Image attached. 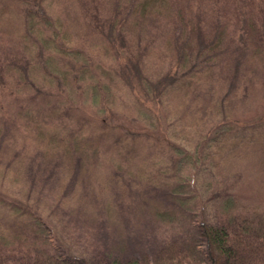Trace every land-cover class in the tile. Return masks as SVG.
Segmentation results:
<instances>
[{"label":"rangeland","instance_id":"obj_1","mask_svg":"<svg viewBox=\"0 0 264 264\" xmlns=\"http://www.w3.org/2000/svg\"><path fill=\"white\" fill-rule=\"evenodd\" d=\"M13 1L0 0V32L7 33L3 45L5 49L15 46L16 51L19 49L18 55L7 60L24 63L30 58L42 62L53 46L45 41L51 35L49 23L36 19L43 34L34 33L33 37L41 39H32L22 25L25 8H6ZM248 1H238L241 6L238 27L231 24L223 34L220 29L223 18L216 17L213 30L220 36H210L209 29L199 30L192 38L187 34L180 38L176 52L164 48L163 41L157 38L161 31H157L158 51L151 49L148 58L144 44L138 49L140 66L132 65L138 78L127 71L131 69L126 59L129 53L122 51L127 48L125 45L130 46L129 33L120 34L117 27L108 40L119 55L109 49L97 51L92 45L88 47L89 51L82 55L91 61L93 71L83 72V80L73 85L77 91H68L61 85L65 81L58 82L57 90L49 85L51 92L39 95L43 99L37 101L39 105L26 103L31 92L22 96L18 90L19 94H14L12 80L17 81L16 74L9 72L5 83L0 85V93L6 96L4 105L11 119L19 116L16 126L26 133L16 143H9L6 153L0 156V169L9 166V171L3 173L6 177H0V199L18 203L22 210L29 211L30 217V214L41 216V222L51 226L54 242L60 248L87 256L94 243L122 255L150 252L161 240L189 231L193 226L191 220L213 221L230 213H264V122L259 121L264 115V52L260 54L264 51V0H252L250 9ZM58 11L54 4L45 17L54 21L61 15ZM91 16L101 26L113 23L112 15ZM250 23H255V27L249 26ZM247 30L252 33L250 36ZM100 32L105 34L103 27ZM59 34L57 44L63 48L83 50L89 45L70 38L69 33ZM141 36L145 42L154 37L148 30ZM32 40L38 41L39 49ZM183 49L188 57L180 61ZM68 58L76 61L75 56ZM3 62L7 64L1 56L0 64ZM54 64L50 61L52 67ZM72 67L77 69V65ZM93 75L102 85L108 84L105 92L96 94L95 101L88 88L94 83ZM70 81L71 78H66L71 87ZM47 100L49 105L45 104ZM19 104L34 113L28 114V110L19 113ZM40 120L42 126L38 125ZM48 122H57L73 131L103 126L104 132L113 129L119 133H109L108 139L103 138L99 161L90 159L91 163L84 166L74 183L68 181L65 186L60 179L61 170L51 177L41 173L46 169L45 163L39 162L34 167L33 162L22 159L25 152L20 157L12 151L21 143H28L27 134L36 132H42L39 137L42 149L48 145L43 140L49 139L54 126ZM124 134H133V139L114 144L111 137ZM30 139V146H37L35 139ZM86 150L92 152L91 148ZM33 153H28V157L35 159L36 152ZM46 158L42 155V162ZM56 197L66 201L53 206ZM29 216L15 219L1 207L0 238L14 230L21 232L28 227L26 223L40 228Z\"/></svg>","mask_w":264,"mask_h":264},{"label":"trees","instance_id":"obj_2","mask_svg":"<svg viewBox=\"0 0 264 264\" xmlns=\"http://www.w3.org/2000/svg\"><path fill=\"white\" fill-rule=\"evenodd\" d=\"M238 1L35 0L30 2L28 0H15L11 4H6V8H19L20 6L25 8L22 25L26 33L30 34L32 39L40 40L41 38L38 36L33 37L32 34H43V32H39L41 30L39 28V26L41 27L40 22H36V19L41 20L42 18L49 23L51 31L49 32L51 34L50 37L46 38L47 40L45 41L53 46H51L50 51L45 55L42 62H35L27 58V62L12 63L7 59L11 55H18L19 49L16 51L17 46L7 48L12 50V52L5 49L3 40L6 39L7 33L1 31L0 57L3 56L7 64L4 62L0 64V85L5 83V77L9 76V72H14L17 81L12 80V84L15 86L12 90L13 93L19 94V90V92L23 93L22 96H24V94L30 91V96H32L26 98L25 102H31L34 105H39L40 102H37L39 100L43 101L39 95L47 93L49 90L47 86L50 85V89L57 90L59 87L58 82L62 83L65 81L61 85L65 86L68 91L72 89L77 91L73 88V85L79 84L78 82L79 79H82L83 72L91 73L93 71L91 61L85 59L86 57L82 55L83 53L86 54V51H89L88 47L92 45V49L95 48L97 51L99 48L104 50L109 49L115 53V56L119 55L118 51H113L114 47L111 46L108 40V35H114L116 27V31L120 34L129 33L130 46L125 45L127 48L122 49V51L127 52V54L129 53L126 59L131 63V69H128L130 67H125L131 73V77L138 78V74L132 69V65L137 66L136 68L140 66L138 49L144 44L146 50L145 56L149 58L148 52L156 46L155 35L157 31H161V36L157 37L159 42L163 41L164 48L168 50L172 49L173 52H176L175 47L180 43V38L185 37L187 34L192 38L196 36L199 30L209 29V35H215L213 22L217 19L216 17H219V19L223 18L220 29L225 34L231 24L239 26L238 20L240 18L241 6L238 4ZM250 3L252 4V0L248 1L249 9ZM54 4H57L58 15L60 13L61 15L53 21L51 18L45 17V13H50ZM91 14H105L107 17L112 15L113 23L112 25H98L93 20L94 15L91 16ZM249 26L254 28L255 23H250ZM0 27L2 28V25ZM101 27L104 28L105 34L100 32ZM240 27L242 26L240 25ZM62 28L63 30H61ZM147 30L154 37H151L150 41L145 42L141 34ZM61 31L69 33L68 36L70 38L72 36L77 40L86 41L89 45L84 46L83 50L63 48V46L57 44V38L61 36L59 34ZM246 34L250 36L252 33L250 34V31L248 32L247 30ZM215 36L218 37L220 35ZM31 42L39 49L38 41L32 40ZM45 48L46 50L49 49L47 46ZM155 49L158 51V48ZM263 52L261 50L260 54ZM70 56H75L76 61L69 59L68 57ZM186 56L187 53L183 49L179 55L180 61H184ZM252 58L251 54L250 59ZM47 61H49V65ZM50 61L55 63L53 67L50 65ZM40 63L44 64L45 67H42ZM76 65L77 69H73L72 66ZM56 66L58 69H55ZM38 70L41 72L40 76ZM73 74H76V77ZM68 77L71 78L69 82L71 83V87L66 82V78ZM96 77V75L92 77L95 84H89L88 86L91 92V99H94L93 101L98 99L96 94L99 91L105 92L104 88L108 86L107 83L105 85L99 83ZM176 82H173V84ZM20 87L24 89H20ZM132 88L131 86L129 87L131 90ZM2 93H0V156L6 153L9 143H16V140L20 139V135L26 133L24 128L16 126L19 122V116H16V121L11 119L12 116L8 114L7 106L4 105L6 103V96H3ZM44 98H47V96ZM99 98L103 104L106 103L102 100L101 96ZM49 103V100L45 102L46 105H49ZM24 106L26 105H18L17 109H19V113H25V110H28ZM28 111V114L34 113L32 110ZM42 118L48 120L47 118L49 117ZM259 121L264 122V115ZM48 123L54 126L49 139L46 140V137H44L43 142L48 143V145L45 144L43 149V144L39 143V137H41L42 132L39 134L36 132L33 135L27 134L26 139H28V143L24 145L21 143L16 149L12 148V151L13 153L15 151L18 152L20 157L25 152L22 159L33 162L34 167L45 163L46 169L41 173L50 174L51 177L55 176V172L57 173L61 170L62 175L60 179L63 181L62 185L65 184V186L68 181L71 184L74 183L75 177L85 170L84 166L91 163L90 159L94 157L95 162L99 161V158L102 156L99 152V146L100 143L104 142L103 138L108 139L109 133H119V130L113 129L104 132L103 126H99L97 129L93 128V130L79 127L73 131L72 128L68 129L65 126H60L57 122ZM42 124L43 121L40 120L38 125L42 126ZM44 125H46L45 122ZM112 127L117 128V126ZM30 137L35 139L34 143H37V146H30ZM111 139L116 144L117 141L133 139V134L131 136H125L124 134L123 137L113 136ZM86 148H91L92 152L87 153ZM33 152H36L35 159L28 157V153L33 155ZM42 155L47 157L44 159V162L41 160ZM37 163L38 165H36ZM7 171H9V166H4L3 169H0L1 179H3L1 175L6 177V174L3 173H7ZM179 182L181 181L177 182L178 188L182 186ZM173 196H179V194H173ZM53 199V206H59L66 201L64 198L57 200L56 197ZM1 207L6 210L9 216H14L15 219H24L26 215L29 216V211L22 210V206H19L18 203L6 202V200L0 199V210ZM30 215L31 217H29L33 219L34 225L38 224L40 228H34L33 225L26 223L28 227H25L21 232L14 230L13 233L8 232L5 236L1 237L0 264H264V213L261 212L252 215L230 213L213 221L203 218L191 220L193 226H191L189 231L186 230L179 237L161 240L156 245L157 247L150 252L142 250L137 255H122L108 247L94 243L92 244V251L88 256L83 254L75 255L65 248H60L54 242V235L50 231L51 226L44 225L45 223L41 222V216ZM188 215H190L189 212ZM7 238H10L8 242H2V240H6Z\"/></svg>","mask_w":264,"mask_h":264}]
</instances>
